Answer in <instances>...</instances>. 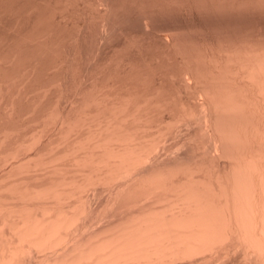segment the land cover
<instances>
[{"label":"rangeland","instance_id":"374dc122","mask_svg":"<svg viewBox=\"0 0 264 264\" xmlns=\"http://www.w3.org/2000/svg\"><path fill=\"white\" fill-rule=\"evenodd\" d=\"M206 100L207 110L212 108L213 132L206 128L209 119H203ZM262 103L264 0H0V175L10 163L26 165L39 159L45 165L54 157L51 164L63 162L60 167L66 166L68 178H80L70 153L73 145L77 147L73 141L85 135L86 124L95 120L92 125H104L112 119L110 124L118 126L135 111L132 115L142 118L136 120L139 125L129 115L123 120L128 124L118 127L132 135L128 140L139 133L141 141L146 137L142 148L149 154L139 163L148 164L146 157L152 155L164 173L169 169L170 177L185 170L207 177L219 172L225 179L230 162L237 166L252 157L244 163H264ZM116 124L112 133L120 130ZM133 126L146 128H136L137 133ZM208 132L216 134V143ZM111 139L110 143L124 142ZM78 148L77 152L83 150ZM4 151H11L7 160L1 155ZM57 165L51 179L46 174L48 181L43 176L48 168L42 169L44 185L65 172ZM91 176L82 178L79 182L88 181L75 191L85 188L84 194L73 192L68 201L73 198L81 207L83 196H88L94 208L107 210L105 202L118 180L98 183L94 173ZM6 177L2 184L13 179ZM6 193L0 191V196ZM111 215L95 222L94 228L100 230L107 218L114 221L118 216ZM239 256L231 253L220 264H242Z\"/></svg>","mask_w":264,"mask_h":264},{"label":"bare ground","instance_id":"6f19581e","mask_svg":"<svg viewBox=\"0 0 264 264\" xmlns=\"http://www.w3.org/2000/svg\"><path fill=\"white\" fill-rule=\"evenodd\" d=\"M258 76L260 77V75ZM208 104L207 101L205 110L208 111V116L205 112L206 116L203 119H209L205 120L207 121L206 128H209V132H213L216 128L214 126L213 129L214 120L211 121L212 112L210 113L212 108L207 110V107L210 106ZM122 110L124 109L122 108ZM127 111L125 112L127 113ZM125 112L123 111V113ZM132 113H129L130 116L126 114L132 118L130 120L135 122L142 119L138 118L139 114L132 115ZM125 114H122L121 118L125 117ZM126 117L123 120L129 119ZM123 120L120 123L124 124ZM111 121L108 119L104 124L103 120L104 125H101L100 122L97 125L89 124L90 121L88 124L84 122L88 125L85 135H81L83 138L85 136V139L74 138L76 142L73 141V143L78 142L77 147L73 145L71 153L67 148L71 157L63 151L69 155L66 156L76 162L73 164L74 162L67 158L68 163L71 162V165H75V167L72 166L74 171L78 170L84 174L80 172L81 180H77L80 178L75 176L79 173L78 171L74 172V174L76 173L75 178L73 175L72 178H68L71 175L67 177L66 166H61L64 167L63 170L66 168V174L60 167L63 162L60 165H57L59 162H52L53 166H51L50 160H56L51 159L54 158L50 156L51 154L48 156L51 158L44 163L47 164L48 161L51 168L56 165L60 167L61 171L59 170L58 175L61 176L57 178L56 182H54L55 180L49 181V184L46 182L48 186L44 185L45 180L42 182V178H40L45 173L41 175L42 169L48 168L45 166L46 164H42L43 160L37 159V162L25 163L28 165L27 167L20 161L16 164L13 163L14 165L10 163L11 166L6 170L9 172H3L4 175L1 172L2 176H7L6 179L12 176L13 179L10 182H7V179V183L4 181L3 184L0 182V191L7 192L0 196V264H220L231 253L234 255L238 253V256L240 254V263L243 261L247 264H264V163L254 162L253 158L249 156L255 164L244 163L246 158L242 160L244 164L239 163L238 167L233 166L235 163L231 165L230 162V167L226 171L228 175L225 179L218 175L219 172H215L214 175L211 173L208 177L203 173L200 176L196 174V177L193 175L196 172L185 174V170L182 173L177 170V174L176 171L172 172L173 169L170 173L180 174V176L171 175L173 177H170L167 172L169 169L167 168L168 170L164 173L161 166L159 167L157 164L158 159L151 158L152 155L146 157L150 158L148 164H142L145 157L144 161L141 159L142 162L139 163V159L146 153L142 148L145 136H142L143 141H141V133H139L135 135L138 138L134 139L133 136L130 141L128 137H132V135L127 134L126 128L125 133L122 132V127H118L120 123L118 126L116 122L114 124L121 131L119 129L117 133L110 131L114 125L110 124ZM138 122L137 125H139ZM114 128L112 127V129ZM107 137L106 141L109 144H105ZM210 137L214 143L217 142L216 134L214 136L212 133ZM111 138H119L121 141L123 139L124 142L116 143ZM242 138L246 137L242 136ZM86 139L89 142H86ZM110 139L113 140L111 143ZM82 140H86L87 146ZM81 142L85 144L81 145ZM78 147L83 150L77 152L80 150ZM16 150L18 151V149ZM7 153L1 154L2 156L6 154V160L10 158V154ZM15 154L17 155V153ZM148 154L149 152L146 153V155ZM5 157L3 158L5 159ZM241 157L244 159L247 156ZM247 160L246 162H250ZM76 166L82 169H75ZM51 168H48L49 172L43 176L47 174L50 177L52 171L57 174L56 171L59 168L57 170ZM13 171L14 173H12ZM93 173V179L100 180L98 183L102 179L105 180L104 182L110 181L111 178H116V181H119H117V185H114V188L110 189L111 186L109 187L111 196L108 197L107 203L105 202L107 210L94 208L92 200L88 196H83L86 203L83 202L81 207L76 205L78 203L76 197L74 198L77 199L76 204L75 200L72 201L73 198L69 200L70 202L68 201V198L74 196L70 194L76 193L75 191L80 189L85 181H88L86 179L93 177L91 176ZM25 174L29 176L30 180ZM23 175L25 178H22ZM2 176L0 180H3ZM82 178H86L83 179V183L79 182L82 181ZM24 179L31 181L30 184L27 181L29 186ZM44 179L48 181L47 176ZM36 180H40L42 184ZM96 180H91L95 182H93L94 185H97ZM32 181L36 183L34 184ZM91 181L89 182L91 183ZM84 189L79 191L80 193L77 192L76 195L78 194L80 197ZM92 189L94 190L93 187ZM45 198H51L52 201H46ZM111 214L118 215L115 216L116 220L114 216V221L112 218V220L107 218L108 224L106 223L105 227L101 226V229L99 227L100 230L94 228L95 222L104 220ZM243 262L242 264H244Z\"/></svg>","mask_w":264,"mask_h":264}]
</instances>
